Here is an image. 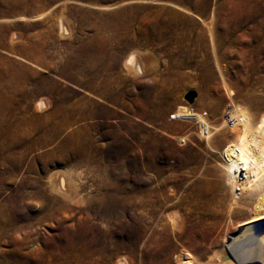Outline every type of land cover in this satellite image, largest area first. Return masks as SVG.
Returning <instances> with one entry per match:
<instances>
[{
	"label": "rangeland",
	"instance_id": "374dc122",
	"mask_svg": "<svg viewBox=\"0 0 264 264\" xmlns=\"http://www.w3.org/2000/svg\"><path fill=\"white\" fill-rule=\"evenodd\" d=\"M219 70L251 125L264 119V0H0V264L231 251L254 200L234 196L220 158L235 133L206 145L178 114L218 125ZM56 171L71 197L46 183Z\"/></svg>",
	"mask_w": 264,
	"mask_h": 264
},
{
	"label": "bare ground",
	"instance_id": "6f19581e",
	"mask_svg": "<svg viewBox=\"0 0 264 264\" xmlns=\"http://www.w3.org/2000/svg\"><path fill=\"white\" fill-rule=\"evenodd\" d=\"M60 29H63L61 21ZM123 65L138 69L139 62L135 53H128L124 58ZM219 74L225 85L229 102L224 107V113L217 126L209 123L206 112H197L188 110L185 106H179L178 114L183 119L193 120L197 123L198 136L205 141L206 145H208V140L212 134L224 125H229V128H232L231 132L235 133V138L232 141L223 144L220 158L225 162L228 171L226 179L232 184L234 196L241 194L254 196V200L247 218L249 219L248 224L240 228V232L233 242L234 245L229 246L231 251H216L212 255L215 260L211 263L237 264L242 261L240 260L242 258L244 260L264 258V119H259L254 125H251L246 109L233 102L231 97L233 91L226 87L227 84L221 71ZM219 136L221 135H217V137ZM46 183L51 190L63 197H71L76 191L73 179L71 177L66 178L57 171L49 175ZM208 201L212 200L209 199ZM231 204L234 205L235 203ZM243 205L244 203H240L235 208L241 209ZM232 208L234 207H229V210ZM168 219L171 224H174L178 219L177 213L175 211L169 212ZM254 222H258L256 223L257 232L255 230L256 225H250ZM151 234L154 235V232ZM177 264H203V262L196 260L189 253Z\"/></svg>",
	"mask_w": 264,
	"mask_h": 264
},
{
	"label": "water",
	"instance_id": "95a60500",
	"mask_svg": "<svg viewBox=\"0 0 264 264\" xmlns=\"http://www.w3.org/2000/svg\"><path fill=\"white\" fill-rule=\"evenodd\" d=\"M256 223H258V222H254V223H251L250 225H253V226H255L256 225ZM255 230H256V232L258 231V226L256 225V228H255Z\"/></svg>",
	"mask_w": 264,
	"mask_h": 264
}]
</instances>
